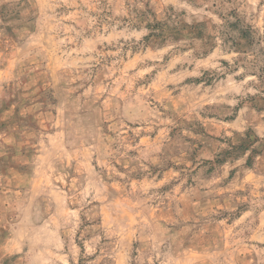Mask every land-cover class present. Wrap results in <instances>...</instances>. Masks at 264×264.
<instances>
[{
	"label": "rangeland",
	"instance_id": "374dc122",
	"mask_svg": "<svg viewBox=\"0 0 264 264\" xmlns=\"http://www.w3.org/2000/svg\"><path fill=\"white\" fill-rule=\"evenodd\" d=\"M259 67L264 0H0V264H264Z\"/></svg>",
	"mask_w": 264,
	"mask_h": 264
},
{
	"label": "trees",
	"instance_id": "16d2710c",
	"mask_svg": "<svg viewBox=\"0 0 264 264\" xmlns=\"http://www.w3.org/2000/svg\"><path fill=\"white\" fill-rule=\"evenodd\" d=\"M240 23L241 22L237 20L235 24H227L224 32L222 31L220 34H223V43L225 46H229L230 52L245 55L249 51H253L255 49L259 39H257L254 31L250 27L242 26ZM253 63L254 65L252 66L256 67V62ZM258 71L264 73V68L259 67ZM260 78L262 80L263 77ZM261 83H264V80L261 81Z\"/></svg>",
	"mask_w": 264,
	"mask_h": 264
}]
</instances>
